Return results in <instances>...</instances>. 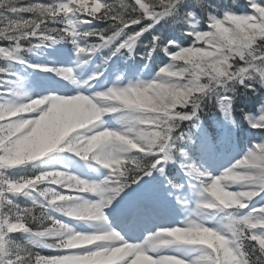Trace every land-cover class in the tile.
Returning a JSON list of instances; mask_svg holds the SVG:
<instances>
[{
    "label": "snow or ice",
    "instance_id": "6c2138e0",
    "mask_svg": "<svg viewBox=\"0 0 264 264\" xmlns=\"http://www.w3.org/2000/svg\"><path fill=\"white\" fill-rule=\"evenodd\" d=\"M0 264H264V0H0Z\"/></svg>",
    "mask_w": 264,
    "mask_h": 264
}]
</instances>
